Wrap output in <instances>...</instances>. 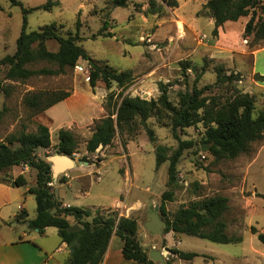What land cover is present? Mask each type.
Wrapping results in <instances>:
<instances>
[{"label":"rangeland","instance_id":"374dc122","mask_svg":"<svg viewBox=\"0 0 264 264\" xmlns=\"http://www.w3.org/2000/svg\"><path fill=\"white\" fill-rule=\"evenodd\" d=\"M19 1L24 4L26 9H31L44 5L48 0ZM149 1L131 0L125 8H113L108 0H61L60 5L51 11L37 10L28 14V31H38L46 25L57 24L58 26H64L61 34L66 35L68 32L76 30V22L79 20L82 24L80 28L81 35L86 39L82 45L92 56L91 58L107 62L110 67L120 71H131L133 68L135 70H143L144 68L158 70L157 78L167 80L163 84L167 86L169 99L175 105L179 101V93L191 91L195 86L198 89L211 86L206 91V96L228 97L230 92L227 87L216 84L217 76L213 67L220 63L208 57H202L201 54L185 58L186 54L193 50L192 47L194 46L192 45L198 42L197 38H200L206 44L215 41L216 37L213 36V33L208 28V21L201 19V28L200 30L197 29L196 33L195 28L191 27L190 24H185L182 21L178 22L176 24L177 30L172 33L173 38L166 37L164 34L165 28L161 29L159 24L155 25L152 17L143 8L139 9L137 6V4H148ZM190 1L188 6L190 10H202L208 0ZM157 2L162 6V9L165 8L168 12L175 10V8L166 6L163 0H157ZM256 13L257 16H264V0L260 1V6L256 8ZM146 18L149 23L145 22ZM249 19L250 17L242 18L238 22L229 23L228 26L239 34L242 31V24L246 26ZM23 21L24 13L20 6H12L8 0H0V59L8 55L12 56L16 52L17 39L22 31ZM105 21L107 22L108 30L109 28L113 29L112 34L114 37L91 39L103 27ZM145 25L148 26V29L139 32L140 30L137 28H142ZM178 27L180 31H178ZM221 29H219V32ZM149 33L151 35L147 36ZM141 36L150 38L151 42L148 43L143 38L140 39ZM245 38L243 33L240 43L250 49L252 37ZM245 40L247 43H244ZM174 41H177L178 44L169 45V42L174 44ZM46 45L50 51H58L59 45L56 41H48ZM155 45L157 46L156 49L154 48ZM147 48L150 50L149 54L140 56L139 54L145 52ZM124 50L131 52L132 56H124ZM171 54L173 57H171ZM180 58L182 60L177 62ZM164 59L165 61L163 62ZM206 59L211 60L213 63L202 73L201 79L198 81L196 79L197 74H201L204 60ZM182 61L190 62L193 69L184 72L180 65ZM257 63L262 70L264 68V54L258 55ZM82 64H85V67ZM79 65L85 70H90L87 62L82 61ZM43 66L47 65L42 64L36 68ZM194 70H197V72L195 73ZM228 71L232 70L228 69ZM4 74L5 69L3 68L0 71V77L3 78ZM227 74L229 75V72ZM140 77L141 75L134 77L133 82L124 90L123 96H138L142 99L146 98V100L159 98V86L156 87L150 83V87L139 88L138 85L142 84V81L138 82ZM248 84L247 75L244 74L237 86L244 91L248 89ZM8 85L11 86L9 94L0 96V109L5 108L4 117L0 122V140H4L8 135L17 134L24 129L29 133H34L40 124L52 127L51 150L49 153H46L45 150H40L37 153L38 157L43 160H48L49 157L56 155L57 131L61 125H68L71 121L76 122L77 118H80L82 114H86L88 117L90 114H99L97 108H100V105L104 108L107 116L106 106L110 93L115 94L112 102L115 104L121 101L118 96L122 92V89L115 84L111 90H108L104 83L99 82L96 88H100L98 91L103 92V97L100 96L99 99L95 100L91 94L92 87L87 79V73L78 71L76 68L68 70L63 75L33 77L26 82H9ZM75 90L79 93L78 101L74 99L69 102H61L42 114H35L23 102L24 96L30 92L64 91L72 94ZM92 91L95 94V91ZM169 121L170 119H165L166 123ZM149 125L156 138L155 144L149 140L146 131L141 129L133 136H129L127 133L117 135L107 151L98 152V149L94 154L86 152V144L92 135L94 125L90 130H76L74 135L78 141V150L72 159L76 163H88L87 167L82 165L84 169H91L92 164L99 166L104 161H106L105 164L107 165L95 167L93 174H89V171L72 173V177L83 174L87 175V177L82 180H75L72 188H68L66 185L58 188L56 195L63 197L65 202L80 205L83 208L107 206L111 202L105 198L115 195L117 188L126 190L131 183L129 180L131 176L133 181L131 201L139 200L150 207L153 195L159 196V194L170 190L168 187L169 162L157 170L156 148L159 145L166 146L170 150V156L178 149L179 141L174 137L172 130L167 126H161L157 119L152 118L149 120ZM203 132V127L198 125L177 133L180 140L193 142L194 146L183 151L180 161L176 165L179 172L178 185L174 190V201L167 202L170 219H172L179 208L187 206L191 202L215 195L226 197L230 193L239 191L242 185L243 170L247 166V161L256 151L254 149L250 153L243 154L236 159H225L217 162L207 152L209 146L202 145ZM263 141L258 142L257 145H261ZM120 143L124 147L128 143L125 151H122L120 147L118 148ZM117 149L118 153H116ZM29 168L27 173L29 183L20 187L19 191H16L20 202H16L14 207H10V209L13 212H18V205H25L26 198L29 197L32 201L27 204L28 220H33L37 215V202L33 195L28 193L26 195V192L27 188L34 185L37 171L31 167ZM121 168H125L128 172L126 175L127 179L120 172ZM21 170H24V167L15 169L14 172L19 173ZM129 170L131 171L130 173ZM247 173L244 195L249 197L253 191H258L261 195L249 198V201L253 204L251 212L244 211V213L240 214L237 211L232 215L228 214V218L233 219L235 222L232 221L233 223L230 224L231 229L228 230V233L242 236L243 242L222 245L182 234L178 235L179 241L174 242L169 238L172 241L171 243L181 251L204 255V257L196 258L195 264H262V259L258 253L264 249V244L258 240L257 234L252 233L251 228L255 227L259 233L264 231V196H262L264 195V154L252 164ZM98 175H100L101 181H98ZM230 196L235 202L236 197L234 194ZM153 201L152 204L157 203V205L153 206H158L161 214V197ZM148 212L149 208H146L142 216L135 218L139 220V239L143 235L147 236L144 238V244L147 249L151 248L149 244L151 241L155 243L161 242L157 246L159 251H163L164 238L168 236L164 233L161 236H153L147 231L145 223L149 219L147 216ZM3 228V231L0 232L2 241L18 240L24 233L28 234V239H32L35 235L40 237V233L30 229L27 222H15L12 231L5 226ZM39 237L37 238L38 242H43L42 239L40 240L41 237ZM46 242H53V240L47 239ZM168 257L169 255H167ZM209 257L215 258V261L208 263ZM132 263L138 264L132 261L128 262V264Z\"/></svg>","mask_w":264,"mask_h":264},{"label":"trees","instance_id":"16d2710c","mask_svg":"<svg viewBox=\"0 0 264 264\" xmlns=\"http://www.w3.org/2000/svg\"><path fill=\"white\" fill-rule=\"evenodd\" d=\"M12 6H20L24 13L22 31L17 39V48L14 55L0 59V71L5 69L4 77H0V96L8 95L9 82H26L33 77L59 76L68 70H74L82 61L89 64V84L94 90L99 82L105 84L108 90L113 85L122 89L119 94L121 101L113 104L114 93H110L107 103V116L95 122L90 139L86 144V152L94 154L102 147L105 149L114 142L117 135L127 133L136 135L141 129L146 131L149 140L155 144L156 138L150 128L149 120L157 119L161 126L169 127L174 137L179 141V147L169 156V148L159 145L156 148L157 170L169 162L168 187L161 196V218L167 223L163 233L173 232L175 235H188L205 239L213 243L229 245L243 242L240 235H229V222L227 214L230 210L229 199L225 196L215 195L191 202L179 208L172 219L169 218L167 202H173L175 188L178 185L177 163L184 150L194 146L193 142L180 140L179 131L201 125L203 127L202 145H208L207 152L217 162L228 159L233 160L243 154L250 153L252 145L264 139V105H257V97L239 89L237 83L241 82L242 74L228 71L224 64H216L213 70L217 76L216 84L226 86L230 92L228 97L206 96L208 88L179 93V101L175 105L170 101L167 86L160 83V96L157 99H142L138 96H123L124 90L133 82L132 71H120L108 65L107 62L91 58L82 43L86 39L81 35V22H76V30L61 34L64 26L57 24L46 25L38 31H28L27 15L37 11H51L60 5L61 0H48L44 5L26 9L19 0H8ZM131 0H110L113 8H125ZM166 6L177 8V0H163ZM261 0H208L200 15L214 20L213 36L219 35V29L227 22H238L242 18L250 17L245 26V39L252 37L251 50L264 46V16H257L256 8ZM139 9L143 5L137 4ZM162 6L157 0H150L146 13L156 15L161 13ZM113 38L108 32L107 22L91 39ZM48 41H56L58 51L53 52L47 48ZM211 60H204L201 74L210 64ZM46 64L41 68L39 65ZM184 72L192 70V64L187 61L180 62ZM196 73L197 70H194ZM229 72V75L227 74ZM262 77L256 76V80ZM71 96L70 92H30L24 96L23 102L35 114L45 113L55 105L65 101ZM5 114V108L0 109V122ZM165 119H170L168 123ZM52 148L50 127L40 124L36 132L29 133L25 129L17 134H10L0 140V182L13 187H22L28 180L19 175L16 178L9 176L8 172L15 167L28 166L37 171L35 184L29 188L28 194L33 195L37 202V215L28 221V227L43 234L47 228L54 227L59 237L67 245L69 258L65 264H102L111 238L118 237L123 241L122 254L127 262L138 264H157L152 261L148 250L139 239V224L134 217L121 216L118 211L90 210L78 207H64L56 197L53 187L52 164L48 160L38 157V151ZM78 150V141L75 135L65 129L57 133L55 145L56 155H65L73 158ZM66 178L60 176L58 182L65 183ZM28 213L22 210L15 221H27ZM74 225L81 230L68 232ZM258 240L264 244V231L258 232ZM165 245V243H164ZM165 247V246H164ZM74 250V252H72ZM170 256L165 264H173L178 260L191 262L204 255L185 252L178 249H167Z\"/></svg>","mask_w":264,"mask_h":264},{"label":"crops","instance_id":"0c3cea01","mask_svg":"<svg viewBox=\"0 0 264 264\" xmlns=\"http://www.w3.org/2000/svg\"><path fill=\"white\" fill-rule=\"evenodd\" d=\"M108 1L110 3V0ZM177 2H178V7L175 8L174 11L168 12L167 9L165 10V8H163L161 13L156 14V15H152V14L150 15L155 25L159 24V27H161V29L165 28L164 34L166 37L173 38L172 33L174 30H177L176 24L181 21L184 22L185 24H190L191 27L195 28V33H196L197 29L200 30L201 28V24H202L201 19H205L208 21V28L213 33L215 24L212 18L205 17L203 15L201 16L200 15L201 9H194V10L191 9L190 10L188 8L189 3L191 2L190 0H177ZM147 6L148 4H145V3L143 4L144 11H146ZM145 22L149 23V20L146 18ZM229 23H232V22H227L224 25V27L220 30L219 35L216 37L215 41H213L210 44L203 43L204 42L203 40H201L200 38H197L198 42H195V44L192 45L194 46L192 47L193 50L190 51L188 54H186L185 58H190L192 56L201 54L202 57H208L211 60H215V62L226 65V67L229 70L241 73L243 77H244V74H246L249 84H248V89L244 90V92L250 93L251 95H255L257 97V105L263 106L264 105V68L262 70L260 69L257 63V57L260 54H264V46L256 50H250L245 45L244 46L241 45L240 40L244 33L245 25L242 24V28H241L242 31L238 34V33H235V31L232 30L230 26H228ZM137 29H139L140 30L139 32H141L143 30L148 29V26L145 25L144 27L137 28ZM112 30H113L112 28L111 29L109 28L108 31L112 33L113 32ZM178 31H180L179 27H178ZM149 35H151V33H149L147 36ZM143 37L144 36H141L140 39H142ZM175 44H178V42L174 41V44H172V42H169V45H175ZM149 48H147L145 52H142L139 55L143 56L144 54H149V51H150ZM126 55L132 56L131 52L124 50V56ZM171 57H173L172 54H171ZM181 60L182 58L178 59L177 62ZM164 61L165 59L163 60V62ZM165 64L167 65V63ZM82 65L84 66L85 64H82ZM131 71L133 72L134 77L141 75L138 82L142 81V84L141 85H138L140 83L137 84L139 88L150 87V83L157 87L158 83H166L167 81L166 79L163 80L162 78H157L158 70L156 69L153 70L149 68H144L143 70H135L133 68ZM256 76H260L262 77V79L260 81L256 80ZM99 89L100 88L94 89L95 94L92 91L93 89L91 90L92 97L95 100L99 99L100 96L103 97V92H99L98 91ZM74 99L77 101L79 100V93L76 90L73 91L71 96L63 102H69ZM97 109L99 110V114L97 115L90 114L89 117L86 114H82L80 118L79 117L77 118L78 120L76 122L71 121L68 125L63 124L59 128L69 130L73 134L76 132V130L78 131L90 130L96 121L106 117L105 110L102 107V105H100V108H97ZM48 111L49 110H47L46 112ZM49 119L51 118L49 117ZM51 129L52 127L50 128V131ZM128 143L126 144V146L128 145ZM257 143H254L252 145V150L255 149L256 151L253 153V156L247 161L246 163L247 166L243 170V173H242L243 179H241V183H242L241 188L239 189V191L235 190L236 192L230 193L228 196H226L229 199V205H230V210L228 214L232 215L237 211H239L240 214L244 213V211L251 212L253 204L249 201V198L251 196L257 197V195H261L260 193H258V191H253L252 193H250L249 197H246L244 195L247 176H248L247 172L248 170H250V167L252 166V164L256 162L264 154V141L261 143V145H257ZM119 147L121 148L122 151H125L126 149L124 145H122V143L119 144L118 148ZM107 149L108 147H106L105 149H102V147H100L98 152L107 151ZM116 153H118V149ZM105 163L106 161L102 162L101 165L99 166L107 165ZM82 165L87 167L88 163H85V162L76 163L74 161V166L72 168H68L66 172L60 175L66 178V181L63 184L58 182V178L57 179L53 178V182L51 186L53 187L55 195H56V190L58 188L65 186V185L68 186V188H72L73 182L75 180H82L87 177V175L85 174L72 177L71 176L72 173H75L78 171L85 173L89 171L88 172L89 174H93L92 172H94L93 171L94 168L99 167V166H96L95 164H92L91 169L89 168L84 169ZM20 168L21 167L13 168L11 171L8 172L9 176L16 178L19 175H23L28 180V183H29L27 173L30 168L28 167L26 171L21 170L19 173L14 172L15 169H20ZM120 172L123 174L124 178L127 179L126 175L128 172L126 171V169L121 168ZM130 172L131 171L129 170V173ZM97 179L98 181H101L100 175H98ZM129 180L131 181V183L126 190H124V188H121V189L117 188L115 195L110 196V197L108 196L105 198L111 202L110 205L99 206V207L93 206V207H88L85 209H90V210L112 209V210L118 211L121 216L123 215L126 217L137 218V217L142 216L143 213H145L146 208H149V212L147 213V216H148L150 213V208L153 207V205H157V203L152 204L154 202L153 200L160 198L164 192L162 194H159V196L153 195L151 197V205L150 207H148V205H146L145 203H141L139 200L131 201L130 199L131 193H132L131 189L133 186V181L131 179V176ZM29 188H27V192ZM19 190H20V187H13L9 184L0 182V232L3 231L4 229L3 226L8 227L12 231L13 225L15 222H18V223L27 222V225H28V221H30L28 220L29 214H28L27 221H22V222L15 221V217L22 210H25L28 213L27 204L30 203V201H32L30 200L29 197L26 198V204H25L26 208H25V205H18L17 207L18 212H13V210L10 209V207H14L16 202L17 203L20 202L19 195L16 192ZM27 192H26V195H27ZM231 194L232 195L234 194V196L236 197L235 202L232 200V197L230 196ZM56 197L63 203L64 207L73 206V207L83 208V207H80V205H73L71 203L65 202L63 197H59L57 195ZM228 214H227V220L229 222V229H231L230 224H232L234 220L229 219ZM27 235H28L27 233H24L22 236L19 237L18 240H15V241H2L0 239V264H65L68 261L69 251L67 249V245L61 241L59 237V232L56 228L54 227L47 228L43 234H40L41 238L39 237V235H35L32 237V239H28ZM166 236L168 237L164 238V242L162 245L163 251H161L163 252L165 256V261L167 260V256H166L167 249H178L175 245L171 243L172 241L169 238H171L174 242L179 241L178 235H175L173 232L168 233ZM38 237L40 238V240L42 239L43 242H38V239H37ZM146 237L147 236L143 235L140 239L144 247L146 246L144 244V238ZM47 239H52L53 242H46ZM159 243H155L154 241H151V243H149L151 245V248L150 249L149 248L147 249L146 247L145 248L148 250L150 254L154 248L158 250L157 245ZM122 248H123V241L119 239L118 237L113 236L111 238L109 247L107 249V252L105 254L102 264H128V262H126V260L123 257ZM258 255L262 259V264H264V249H262L261 252L258 253ZM209 258L210 259L208 260V263L215 261V258L213 257H209ZM132 264H135V263H132ZM157 264H161V263H157ZM173 264H195V259L191 262L178 260Z\"/></svg>","mask_w":264,"mask_h":264},{"label":"water","instance_id":"95a60500","mask_svg":"<svg viewBox=\"0 0 264 264\" xmlns=\"http://www.w3.org/2000/svg\"><path fill=\"white\" fill-rule=\"evenodd\" d=\"M48 161L52 164L53 178L57 179L62 173L66 172L68 168L74 166V160L65 155H54L48 158ZM149 220L145 224L147 231L153 236L163 235L164 228L166 227V222L161 218L159 213V207L153 206L150 208V213L148 215ZM81 230V227L74 225L68 229V232H75ZM74 252V250H72ZM150 258L156 263L165 264V256L163 252L153 249L150 253Z\"/></svg>","mask_w":264,"mask_h":264},{"label":"built area","instance_id":"2783aa9c","mask_svg":"<svg viewBox=\"0 0 264 264\" xmlns=\"http://www.w3.org/2000/svg\"><path fill=\"white\" fill-rule=\"evenodd\" d=\"M207 2H208V1H207ZM143 39H144V41H146V42H148V43L151 42L150 38H143ZM244 43H247V41L245 40ZM154 48L156 49L157 46L155 45ZM159 51H160V49H159ZM75 68H76L78 71L86 72V73H87V79H88L89 71H88L87 69L85 70V68H83V67L80 66V65L76 66ZM88 80H89V79H88ZM45 151H46V153H49L48 150H45ZM23 167H24V170H23V171H26L27 168H28V166H23ZM51 185H52V183L49 184V186H51ZM167 255L170 256V253L166 251V256H167Z\"/></svg>","mask_w":264,"mask_h":264}]
</instances>
